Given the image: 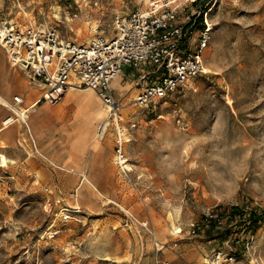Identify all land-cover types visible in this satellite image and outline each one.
<instances>
[{
	"label": "rangeland",
	"instance_id": "374dc122",
	"mask_svg": "<svg viewBox=\"0 0 264 264\" xmlns=\"http://www.w3.org/2000/svg\"><path fill=\"white\" fill-rule=\"evenodd\" d=\"M151 1L0 0V21L55 26L61 38L86 42L112 37L116 15ZM179 2L180 16L193 10L195 19L183 53L196 46L209 8L203 70L142 100L162 70L134 66L111 82L127 174L115 162L111 118L98 136L109 107L96 91L93 114L81 113L78 96L65 104L66 93L0 131V264H168L170 242L201 234L205 264H264V0ZM11 72L16 90L44 89L26 69ZM16 90L9 98L21 110L42 94L16 104L15 95L24 98ZM11 114L1 100L0 127Z\"/></svg>",
	"mask_w": 264,
	"mask_h": 264
},
{
	"label": "built area",
	"instance_id": "2783aa9c",
	"mask_svg": "<svg viewBox=\"0 0 264 264\" xmlns=\"http://www.w3.org/2000/svg\"><path fill=\"white\" fill-rule=\"evenodd\" d=\"M176 1L152 0L145 9L116 15L112 37L97 34L86 42L61 38L55 26H20L2 19L0 43L14 66L26 69L31 77L44 84L42 98L50 103L58 102L70 87L71 80L76 77L80 84L92 85L108 105L112 99L111 81L124 66L138 67L144 64L163 71L159 83L146 88L144 99L152 95L162 97L203 70L202 52L211 37L207 8L204 10L205 16L196 46L188 53L181 51V45L195 19H191L193 10L181 17L183 2ZM14 99L16 104L22 101L19 96ZM10 108L13 114L4 120L7 124L21 117ZM109 118L114 121L117 131L115 162L120 171L127 174L130 168L117 108H109ZM109 123L100 124V137L105 136ZM214 216L217 215L207 212V217ZM216 258L220 259V254ZM228 259L233 260L234 255L230 254Z\"/></svg>",
	"mask_w": 264,
	"mask_h": 264
},
{
	"label": "crops",
	"instance_id": "0c3cea01",
	"mask_svg": "<svg viewBox=\"0 0 264 264\" xmlns=\"http://www.w3.org/2000/svg\"><path fill=\"white\" fill-rule=\"evenodd\" d=\"M4 49L0 48V93L1 94L3 93L6 95L5 96L2 94L5 97V99L0 98L2 100V103H4L5 105H8L9 107L11 106L13 108V110H14V108H16L17 110H19L21 112L24 111L26 113V115H27V111L29 110V111L33 112L34 115L40 116L49 108L48 105L56 104L57 102L56 103H50V102L46 101L45 99H43L42 95L44 93V89L41 90L40 87L27 86L26 84H24L20 88H18L17 90L15 89V87L13 88L12 85H14L15 76L18 75L19 72H11V65H13V64L11 63V61L8 57V54L6 53L7 51H4ZM7 59L11 65L8 63ZM145 65H148V64H144L141 67H143ZM148 66H150V65H148ZM15 67H17V66H15ZM130 67L132 68L134 66L126 65V66H124V68L121 72H131V70L127 71V69ZM8 85L11 86L10 90H8V88L6 87ZM69 89H71V90H69L67 92V90H68L67 89L66 92L64 93V95L67 93L66 94L67 100L65 101V104H70L72 102V101H70L72 96H78L79 100L77 102L79 105H81L80 106L81 110H83L82 112L81 111L80 112L83 114L87 113V112L93 114V110L91 109V101H92V99L95 98V95L93 94V92L89 91V90H80V89H78L79 91L75 92V89H72V88H69ZM15 90L17 92H22V94L24 95V98L19 96V95H15V96L21 97V99H22L21 102H23V104H26V101L31 100L34 97H36V95L40 91H42V94L38 98L33 100L29 104V106H27L25 109L21 110L9 98L10 93L15 92ZM64 95L62 96V98L64 97ZM81 98H83L82 101H80ZM84 99H86V101H83ZM80 108H79V110H80ZM14 112L17 113L16 111H14ZM108 116H106L104 119H102L98 123L97 133H98L99 137H100L99 126L103 122H107V121L110 122ZM7 125L8 124L1 126L0 131L7 128ZM33 125L35 126L34 122H33ZM109 125H110V123H109ZM74 126L79 128L78 122H76L74 124ZM78 128H76V129H78ZM108 131H109V128H108L107 132ZM100 138H103V137H100ZM115 146H116V141L114 143V148H113L114 151H115ZM96 149H98V148H96ZM91 150H93V148H91ZM38 151H39V149H38ZM205 241H206V236L201 234L196 238L195 237L191 238L190 241H187V242L182 241L180 244L170 242L169 245L165 247L164 258L166 260H168V264H205V258L209 254V250H210L209 249L210 247L208 245H206Z\"/></svg>",
	"mask_w": 264,
	"mask_h": 264
},
{
	"label": "bare ground",
	"instance_id": "6f19581e",
	"mask_svg": "<svg viewBox=\"0 0 264 264\" xmlns=\"http://www.w3.org/2000/svg\"><path fill=\"white\" fill-rule=\"evenodd\" d=\"M69 88H72V89H80V90H93L94 92L96 91L93 87H92V85H89V86H85V85H82V84H80V82H79V80H78V78H74V80H71V85H70V87ZM93 96V95H92ZM0 98H2V99H5V97L0 93ZM145 97H143V96H138V100H142V99H144ZM136 101V100H135ZM109 108L110 107H113V108H117V110H118V108H121V104L118 102V100H115V98L112 96V99H111V101H110V104H108L107 105ZM14 111H16L17 112V114L19 115V116H21V117H23V118H26V113L25 112H21V111H19V110H17L16 108H14ZM4 124L6 125L7 123H5V121H4ZM1 156H2V158H3V161L4 162H6V158H5V156L3 155V153L1 154ZM70 216V215H69ZM72 217H74V215H71ZM180 229V228H179Z\"/></svg>",
	"mask_w": 264,
	"mask_h": 264
}]
</instances>
